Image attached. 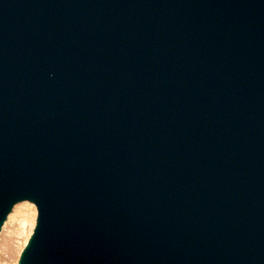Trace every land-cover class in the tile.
<instances>
[{"label": "water", "instance_id": "1", "mask_svg": "<svg viewBox=\"0 0 264 264\" xmlns=\"http://www.w3.org/2000/svg\"><path fill=\"white\" fill-rule=\"evenodd\" d=\"M19 264H264V0H0V233Z\"/></svg>", "mask_w": 264, "mask_h": 264}, {"label": "rangeland", "instance_id": "2", "mask_svg": "<svg viewBox=\"0 0 264 264\" xmlns=\"http://www.w3.org/2000/svg\"><path fill=\"white\" fill-rule=\"evenodd\" d=\"M15 207L0 233V264H19L21 252L36 226L38 212L33 202L25 200Z\"/></svg>", "mask_w": 264, "mask_h": 264}, {"label": "bare ground", "instance_id": "3", "mask_svg": "<svg viewBox=\"0 0 264 264\" xmlns=\"http://www.w3.org/2000/svg\"><path fill=\"white\" fill-rule=\"evenodd\" d=\"M17 207H15V210H16Z\"/></svg>", "mask_w": 264, "mask_h": 264}]
</instances>
